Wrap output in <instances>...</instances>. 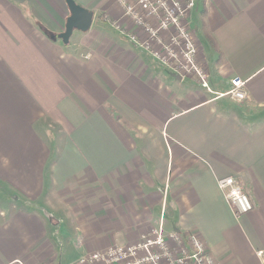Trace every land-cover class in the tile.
<instances>
[{"label": "crops", "instance_id": "1", "mask_svg": "<svg viewBox=\"0 0 264 264\" xmlns=\"http://www.w3.org/2000/svg\"><path fill=\"white\" fill-rule=\"evenodd\" d=\"M75 1L94 19L65 44L66 0H0V264H77L160 225L218 264H262L264 0H196L210 90L132 41L120 0ZM230 175L253 204L240 217Z\"/></svg>", "mask_w": 264, "mask_h": 264}, {"label": "built area", "instance_id": "2", "mask_svg": "<svg viewBox=\"0 0 264 264\" xmlns=\"http://www.w3.org/2000/svg\"><path fill=\"white\" fill-rule=\"evenodd\" d=\"M124 15L137 31L132 41L144 47L153 58L166 62V57L177 61L183 70L177 74L198 78L209 88L207 67L198 59V48L193 31L188 25V14L196 0H120ZM120 29V25H117ZM169 33L166 40L163 33ZM238 102L248 98L247 81L241 77L231 79L227 92ZM218 186L237 217L253 210V204L237 177L219 178ZM264 264V250L257 252ZM77 264H218L205 244L196 236L187 238L179 233L164 234L163 225L149 234H143L133 243L112 245L81 258Z\"/></svg>", "mask_w": 264, "mask_h": 264}, {"label": "water", "instance_id": "3", "mask_svg": "<svg viewBox=\"0 0 264 264\" xmlns=\"http://www.w3.org/2000/svg\"><path fill=\"white\" fill-rule=\"evenodd\" d=\"M70 10V15L67 18L65 31L59 34V38L68 44L74 30L86 32L93 23L94 12L79 5L75 0H66Z\"/></svg>", "mask_w": 264, "mask_h": 264}, {"label": "rangeland", "instance_id": "4", "mask_svg": "<svg viewBox=\"0 0 264 264\" xmlns=\"http://www.w3.org/2000/svg\"><path fill=\"white\" fill-rule=\"evenodd\" d=\"M123 14H124V12H123ZM106 14H104V16H105ZM124 17H125V15H124ZM131 21V20H130ZM132 22V21H131ZM132 25L134 26V24H133V22H132ZM134 28L136 29V26H134ZM77 33L78 32H80V31H76ZM163 37L164 36H167V40H168V38H169V33H166V32H164L163 34ZM164 39L166 40V37H164ZM159 63H161L162 64V66H165V67H167V68H170V69H173L174 70V72H176L177 73V71H181V73H185L183 70H181L179 67H178V65H177V61H174V59L173 58H170V57H166V62H164V61H161V60H159V59H157V58H155ZM194 78V77H193ZM198 82H199V80H198V78H195ZM0 198H4V195H1L0 194ZM61 231L62 233L61 234H59L61 237H57V241H58V243H59V247H58V251H62L61 253H63V252H65V250H66V236H68L67 235V233H66V231L64 230V227H62L61 225H59L58 227H57V232L58 231ZM143 234H149V233H140V234H138V236L134 239V241H131V242H128V243H133V242H136V241H138L140 238H141V236L143 235ZM164 234L166 235V236H169L170 235V232H167V233H165L164 232ZM128 243H123V244H128ZM117 244H122V243H115V244H112V245H117ZM111 245V246H112ZM110 247V246H109ZM108 247V248H109ZM105 250V249H104ZM97 251H100V250H97ZM93 252H96V251H93ZM93 252H91L90 254H92ZM89 254V255H90ZM88 256V255H87Z\"/></svg>", "mask_w": 264, "mask_h": 264}]
</instances>
